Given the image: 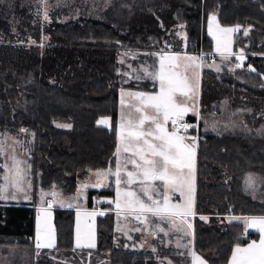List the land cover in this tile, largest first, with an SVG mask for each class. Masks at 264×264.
<instances>
[{
  "label": "trees",
  "instance_id": "1",
  "mask_svg": "<svg viewBox=\"0 0 264 264\" xmlns=\"http://www.w3.org/2000/svg\"><path fill=\"white\" fill-rule=\"evenodd\" d=\"M210 13L250 28L235 38L245 58L229 77L200 70L193 251L207 264H227L258 237L235 218L264 216V0H0V165L9 133L26 142L35 193L71 194L81 174L111 168L116 132L97 119L116 116L120 88L156 87L146 74L129 80L126 72H152L165 51H182L176 27L187 51L208 52ZM2 175L0 167V186ZM113 192L109 182L101 193ZM36 204L0 201V264H164L174 250L151 235L122 234L109 202L94 248H74L73 210L55 209L56 245L39 250Z\"/></svg>",
  "mask_w": 264,
  "mask_h": 264
},
{
  "label": "snow or ice",
  "instance_id": "2",
  "mask_svg": "<svg viewBox=\"0 0 264 264\" xmlns=\"http://www.w3.org/2000/svg\"><path fill=\"white\" fill-rule=\"evenodd\" d=\"M47 14L45 19L47 20ZM216 17L212 16L209 21V35L216 41V51L224 59L231 55V33L238 29L221 28L215 24ZM247 35V32H245ZM242 59V57H237ZM182 57L179 53L174 55H160L159 67L157 70L148 72L146 75L158 84V91L155 92H124L121 91V122L119 125L118 139L119 145L116 150L117 164L112 172L98 170L95 175L98 182L93 187L101 186L100 181L106 179L109 175L116 178V207L128 214H135L134 219L141 223H152L147 214L158 218L162 223L169 226L171 231L190 235L192 224L190 217L196 215L194 211L195 176H196V137L181 134L187 133L189 128L195 125L184 123V117L189 112H196L195 98L199 87V78L193 84L188 75V70L195 65L200 67L198 61L203 60V56H184L185 63H181ZM240 67V65H237ZM140 77H137L139 79ZM183 97L179 101L177 97ZM127 97L130 101L129 109L135 110L139 115L136 119L129 118L131 111L125 113ZM192 102L191 104L189 102ZM198 115V113H196ZM107 119L98 123L108 124ZM171 122L172 130L169 131L168 124ZM149 127L145 129V124ZM64 127H71L64 125ZM24 131V130H22ZM130 153L126 157L123 165L120 162V153ZM14 161V174L5 180L14 189L12 195L16 192L26 193V187H31L30 183L25 181L24 170L18 167L19 161ZM131 164L133 170H127V165ZM0 167H8L0 165ZM122 170L124 175H122ZM162 182L157 184L156 182ZM121 183L130 188L132 185H138L137 190H122ZM251 184V179L249 180ZM88 185H84L87 187ZM7 186H0V199L5 198ZM138 192L140 194H138ZM51 195L58 196L57 192L41 193L42 203L46 202L50 208L52 201H45V197ZM173 195L178 197L177 202H173ZM146 197L145 199L142 198ZM159 197V199L154 198ZM182 201V202H181ZM111 203V201H109ZM71 207V205H69ZM42 215L37 219V242L36 247L52 248L54 247V233L50 224V212L41 209ZM103 215V213H100ZM119 214V213H118ZM87 216H95V213H86ZM79 221V212L77 213ZM200 219H206L200 217ZM243 219L247 224L257 225L261 238L259 243L253 241L246 248L237 247L232 255L231 264H264V217H245L235 218ZM158 230L165 232L164 227L156 225ZM140 231L139 228L135 229ZM154 234V233H153ZM43 237V240L41 239ZM77 247L94 248L95 239L91 225L86 224L83 234L81 233L79 222L77 224ZM193 255L194 264H205V262L195 253Z\"/></svg>",
  "mask_w": 264,
  "mask_h": 264
},
{
  "label": "rangeland",
  "instance_id": "3",
  "mask_svg": "<svg viewBox=\"0 0 264 264\" xmlns=\"http://www.w3.org/2000/svg\"><path fill=\"white\" fill-rule=\"evenodd\" d=\"M212 16L216 17V21L214 22V26L215 24H218L221 28H233V29H238L237 31H234L233 33H231V45H230V49L232 52V55L228 58V59H224L220 53H218L216 51V41L212 38V36L209 35V21L210 18ZM205 26H206V32L210 37V50L206 53L202 52L200 50V54H195L193 52L187 51L185 48V33L184 30L182 29V27H176L177 31L176 34L177 36L181 39L182 42V46H183V50L180 52H169V51H165L163 53V55H174L176 53H179L182 57L181 63H185L186 61L183 60L184 56H195V57H201L203 56V60L202 61H198V63L200 64V67H196L195 65H193L187 72V75L190 79V81L195 84L196 79H197V74H198V78H199V87L197 89V96L195 98V108H196V112H189L188 114L185 115L183 122L184 123H188L190 125H195L194 128H189L187 133H183V131L181 130V134H185L187 136H194L196 137V147H197V143H198V123H199V117L196 113L199 112V97H200V70L201 69H207V70H213L215 72H217L218 74L224 76L225 77H229L230 74L232 73V71L235 68H238L237 65H242L243 61H244V54L241 53L242 49L239 50H234V44H235V38L237 36V34L239 33V31H241L240 33L244 36H247L249 34L250 28L249 26H245V27H241L238 25H224L221 24L217 18V15L215 13H210L206 20H205ZM245 32H247V35H245ZM237 57H242V59H238ZM159 58L160 56L157 58V67L156 70L159 67ZM121 59L123 60V57H121ZM145 69H147V71L149 72L148 66L144 65V66H131L128 70V72H126V77L127 79L131 80V79H137V77L140 76V74H146L145 73ZM141 70V71H140ZM124 92H155L158 91V84H156L155 90L154 91H150V90H146V91H140V90H129V89H125V88H120L118 91V104H117V110H116V116L113 117L112 115H105V116H101L97 119V125L99 126H103V127H111L113 126L116 132V138H117V145L115 148V153H114V165L111 168L108 169H101L104 171L107 170H111L112 172L115 171L116 169V164H117V157H116V150L117 147L119 145V139H118V132H119V125L121 122V104H120V100H121V91ZM177 99L179 101H183V97L178 96ZM126 103L125 106L123 108V111L125 113H128L131 111V116L129 118L131 119H136V117L139 115L138 113H135L134 108L133 109H129L128 104L132 103L135 104L137 103L134 100H129L127 97H125ZM190 104L192 103L191 101L189 102ZM191 116V117H195L196 120L194 122L187 120V118ZM103 119H107L109 122L108 124H102V123H98L99 121L103 120ZM149 127V125L146 123L145 124V129H147ZM168 128L169 131L172 130L171 128V122H169L168 124ZM1 152H2V157H3V165H7L8 167H2L3 168V180H2V185L1 186H7V192L5 193V198L0 199L1 202H5V203H9V204H18V203H29L32 201L37 202L38 204H36V209H35V229H34V236H33V244L34 247L36 249H38L36 247V242H37V219L38 217H40L42 215L41 213V209H45L46 211L50 212V224L51 227L53 229V233H54V247L56 245V233L54 230V211L55 209H72L73 210V229H72V234H73V240H72V246L74 248H87V247H77L76 246V236H77V224L79 222L80 225V229H81V233L83 234L84 230H85V225L89 224L91 225V229L94 232V239H95V245H96V223H97V217L99 215H101L100 213H103V210L101 208V204L102 203H106L111 201V205L112 207L118 209L116 207V197H117V193H116V178L113 175H109L106 179H103L100 181L101 186L99 187H93L92 185L97 184L98 182V178L95 175V173L98 170L95 171H90V172H86L83 175L81 174L78 177V181H77V185L76 188L74 190L73 193L71 194H66L63 193L62 191L56 189V188H52L48 191H45L43 193H51V192H57L59 195L56 197H53L51 195H48L45 197V201H52V205L49 208L48 204L46 202L42 203L40 196L42 192H37L35 193L32 189V183H31V176H30V166L27 163V154H28V147L26 145V142H24V140L18 136H14L12 134L9 133H5L2 134L1 136ZM130 153H124L123 151H121L120 153V162L123 165V162L125 160L126 157L130 156ZM12 157H15L16 161H19V165L18 167L22 170H24L25 172V181L27 183L31 184V187H26V193L27 195H25L24 192H16L15 197H13L12 193L14 191V189L11 187L10 184H8V182L5 180V176H9L11 177L14 174L15 168H14V161L12 160ZM127 170H133V166L131 164L127 165ZM122 175H124V172L122 170ZM109 182L112 183L113 186V190L114 192L112 193V196H107L104 193H101L103 190H105L107 188V186L109 185ZM157 184H160L162 182L157 181ZM84 185H88L87 187H84ZM120 188L122 190H137L138 189V185H132L130 188L126 187L123 183H121ZM89 191H99L100 192V197L96 196L95 194L89 193ZM89 194L92 197V202L95 204L92 208L89 207L88 203H89ZM138 194H140L138 192ZM193 196H195V191L193 193ZM143 199H145V201L147 202V198L143 197ZM159 199V197H154ZM112 200L115 202V204L112 202ZM178 201V197L176 195H173V202H177ZM182 202V201H181ZM69 205H71V207H69ZM119 211H121V209H118ZM79 212L80 216H79V221H78V216L77 213ZM117 212V211H116ZM86 213H95V216H87L85 215ZM119 215L122 216H126L129 218V220H134V224L131 221H127L126 218H120L118 216ZM117 219L118 221H116V223H120L119 226V231L122 232V234L129 236V233L132 232V230L134 232H136L135 229L139 228L141 233H143L144 235H149V234H153V238L160 240L162 242V247L164 248H168V246H170V239L168 237H172L171 235H169V233H174V235L178 238L177 240H175V245L173 246H177L178 245V252L175 251H171L169 257L167 256H162L163 262L164 264H193V253H195L196 256L197 253L195 251H193V231H194V223H193V219L195 216L190 217L189 220H191V224H192V232L190 235H185L184 233H181L183 236H181L180 232H174L171 231L169 226H167V228H165L163 226L164 223L160 222L158 220V218L152 217L151 214H145L149 217V220L151 221L154 220L152 223H141L140 221H137L136 219H134V215L135 214H129V216L133 217L130 218L128 216V213L125 211H121V212H117ZM249 217V216H246ZM250 217H255V218H259V217H264V216H250ZM126 223L127 224H133L134 228H126ZM249 224L246 225V228L248 231L251 232H256L258 235H261V232L258 228L257 225L251 224V222H249ZM150 225H153L154 227L150 229ZM156 225H159V227H164L165 228V232L167 233V235L165 233H162L158 230V227H156ZM183 238V239H182ZM258 238V237H257ZM256 238V239H257ZM41 239L43 240V237H41ZM150 239V238H149ZM147 241V240H145ZM150 241H153V239H150ZM191 243V246H190ZM141 246V245H138ZM52 247V248H54ZM52 248H39V250L41 249H52ZM155 248V247H154ZM233 255V254H232ZM157 256V255H156ZM231 259V258H230ZM229 259V260H230ZM229 262V261H228ZM228 264V263H227Z\"/></svg>",
  "mask_w": 264,
  "mask_h": 264
},
{
  "label": "crops",
  "instance_id": "4",
  "mask_svg": "<svg viewBox=\"0 0 264 264\" xmlns=\"http://www.w3.org/2000/svg\"><path fill=\"white\" fill-rule=\"evenodd\" d=\"M149 2H150V0H149ZM152 3H153V0H152ZM114 204H115V202L114 201H112ZM113 209H111V211H113L114 212V214H115V218L117 219V212H121V211H119L118 209H116V208H114V207H112ZM117 211V212H116ZM118 216L120 217V218H126V220L128 221L129 220V218L128 217H126V216H120L119 214H118ZM128 216H129V214H128ZM130 218H132L133 219V217H131V216H129ZM117 221H118V219H117ZM129 221H131L133 224H134V220H129ZM151 221L153 222L154 220H152L151 219ZM191 221V220H190ZM120 223L121 222H119V223H116L115 224V227L117 228V230H118V228H119V226H120ZM133 224H127L126 223V228L127 229H129V228H134V225ZM249 225H250V223H249ZM163 226L165 227V228H167V224H163ZM154 226L153 225H150V229L151 228H153ZM155 228V227H154ZM119 231V230H118ZM132 232H134L133 230H132ZM136 232H139V231H136ZM191 232H192V230H191ZM139 233H141V232H139ZM142 235H143V237L142 238H144L145 237V235L143 234V233H141ZM181 234V233H180ZM149 235H151V234H149ZM148 235V236H149ZM169 235H171L172 237H168L171 241H170V246L172 245H175V240H177L178 238L174 235V233H169ZM151 236H153V234L151 235ZM181 236H183L182 234H181ZM260 238H261V235H258V238L257 239H255V240H252V241H249V242H247L246 244H244V245H241V246H237V247H240V248H246V247H248V245L249 244H251L253 241H255V242H257V243H259V240H260ZM183 239V238H182ZM190 246H191V243H190ZM174 247V250L173 251H175V252H178V245L177 246H173ZM236 247V248H237ZM234 252V251H233ZM199 256V255H198ZM200 257V256H199ZM231 261H232V257H231V259L229 260V262H228V264H231ZM193 264H194V260H193ZM205 264H207L206 262H205Z\"/></svg>",
  "mask_w": 264,
  "mask_h": 264
},
{
  "label": "bare ground",
  "instance_id": "5",
  "mask_svg": "<svg viewBox=\"0 0 264 264\" xmlns=\"http://www.w3.org/2000/svg\"><path fill=\"white\" fill-rule=\"evenodd\" d=\"M15 263V262H14Z\"/></svg>",
  "mask_w": 264,
  "mask_h": 264
}]
</instances>
